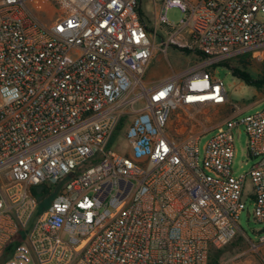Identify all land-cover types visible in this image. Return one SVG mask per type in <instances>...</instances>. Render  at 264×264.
<instances>
[{"label":"built area","instance_id":"1","mask_svg":"<svg viewBox=\"0 0 264 264\" xmlns=\"http://www.w3.org/2000/svg\"><path fill=\"white\" fill-rule=\"evenodd\" d=\"M141 6L0 0V264H208L239 234L248 177L264 223V109L237 120L235 107L202 161V134L179 141L170 129L174 115L209 122L230 105L207 66L245 52L264 61V0H153V27ZM172 7L184 14L176 25ZM171 47L194 66L147 87L152 59ZM240 126L259 160L237 177ZM123 130L129 150L108 149Z\"/></svg>","mask_w":264,"mask_h":264},{"label":"rangeland","instance_id":"2","mask_svg":"<svg viewBox=\"0 0 264 264\" xmlns=\"http://www.w3.org/2000/svg\"><path fill=\"white\" fill-rule=\"evenodd\" d=\"M162 1L163 0H155L157 6H160ZM153 10V0H142L141 11L146 16V21L150 27H153L151 20L154 15ZM39 16L45 21L50 20L51 18L47 13H41ZM167 17L171 24L176 25L184 18V14L178 8L172 7L168 10ZM257 17L260 21H264V14L260 13ZM156 42L159 43L160 38H158ZM240 58L248 62V68L254 77L264 78V61L255 60L252 57V54L248 52L232 56L228 59V61L238 60ZM195 62L196 55L194 53L187 54L183 50L171 47L169 48L167 54L162 52L155 54L145 73L144 82L147 87L154 86L160 83L163 79L172 76L174 73H181L189 69L194 66ZM206 71L223 80L231 102L230 105L211 111V114H209V122H204L205 116L202 115L198 116L199 123L193 122L181 124L178 123V115H174L172 116L170 123V129L174 131L179 141L185 140L190 134H202L198 142L201 161L203 159L204 147L206 143L217 132L216 129L212 128L221 122L224 117L229 115L235 107H241L243 101L251 100L256 91V87L249 86L245 82L233 76L231 70L223 66L221 63L207 66ZM257 89L261 92L264 91V87ZM136 106L137 108L142 107L143 101L139 102ZM251 113H255V110H248L244 112L237 117V120H241L245 115ZM202 123H206V125H203ZM205 128H209L211 130L203 134L202 132ZM124 133V130L119 132L117 137L108 145V149L120 154L126 153V151L129 150V143L126 140ZM234 148L235 154L232 170L235 176L241 177L249 172L252 166L259 160V158H253L249 155L248 136L244 131L243 126L234 129ZM87 166L88 164L81 166L76 170V172ZM251 194L252 182L250 177H248L245 181V187L242 195V200L245 203L246 208L240 214L238 219L239 234L222 249L217 264H222V262L228 260L232 261L233 264H242L246 259H250L253 256H256L255 258L260 264H264V255H260V250H262L264 254V245L256 251L252 247V244H258L260 236H264V223H260L254 219V207ZM35 216H37V212L34 217ZM32 221L29 224V228L31 227Z\"/></svg>","mask_w":264,"mask_h":264},{"label":"trees","instance_id":"3","mask_svg":"<svg viewBox=\"0 0 264 264\" xmlns=\"http://www.w3.org/2000/svg\"><path fill=\"white\" fill-rule=\"evenodd\" d=\"M245 53H247V52H245ZM238 55H240V54H238ZM228 59H230V58H228ZM228 59L221 62V64L223 66L227 67L228 69H230L233 76L237 77L238 79L245 82L249 86H253L256 88L264 87V78L254 77L248 68V62L246 60L240 58L238 60L228 61ZM221 251H222V249H220V250L212 249L210 252L208 264L209 263L210 264H217ZM4 257H6V255Z\"/></svg>","mask_w":264,"mask_h":264},{"label":"crops","instance_id":"4","mask_svg":"<svg viewBox=\"0 0 264 264\" xmlns=\"http://www.w3.org/2000/svg\"><path fill=\"white\" fill-rule=\"evenodd\" d=\"M164 80V79H163ZM241 110L244 112L248 110H255V112H258L262 109H264V91H260L256 88L255 93L253 94V97L249 101H243V104L241 107ZM259 108V109H258ZM254 253V252H253ZM260 255H264L262 250H260ZM256 256L251 257L250 259H246L242 264H260L256 258Z\"/></svg>","mask_w":264,"mask_h":264}]
</instances>
